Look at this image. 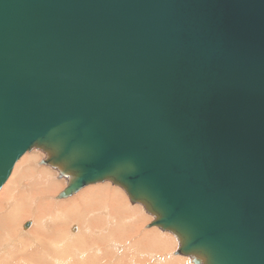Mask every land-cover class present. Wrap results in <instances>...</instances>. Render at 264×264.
I'll list each match as a JSON object with an SVG mask.
<instances>
[{"label": "water", "instance_id": "water-1", "mask_svg": "<svg viewBox=\"0 0 264 264\" xmlns=\"http://www.w3.org/2000/svg\"><path fill=\"white\" fill-rule=\"evenodd\" d=\"M35 143L264 264V0H0V187Z\"/></svg>", "mask_w": 264, "mask_h": 264}, {"label": "bare ground", "instance_id": "bare-ground-1", "mask_svg": "<svg viewBox=\"0 0 264 264\" xmlns=\"http://www.w3.org/2000/svg\"><path fill=\"white\" fill-rule=\"evenodd\" d=\"M55 155L35 143L1 185L0 264H167L174 252L196 258L199 252L180 250L177 231L156 223L159 214L144 216V207L157 212L117 177L74 187L76 172Z\"/></svg>", "mask_w": 264, "mask_h": 264}, {"label": "rangeland", "instance_id": "rangeland-1", "mask_svg": "<svg viewBox=\"0 0 264 264\" xmlns=\"http://www.w3.org/2000/svg\"><path fill=\"white\" fill-rule=\"evenodd\" d=\"M143 202H147L146 200H143ZM148 203V202H147ZM150 204V203H149ZM143 214H144V216L145 217H157V215H158V213H154V214H146V212H145V207H144V209H143ZM27 223V222H26ZM25 223V224H26ZM28 224V223H27ZM30 225H31V223H30ZM30 228V227H29ZM28 228V229H29ZM144 233V232H143ZM178 236H180V234H177ZM105 235H102V237H104ZM99 241H98V246L99 245H102V244H104V242L105 241H102L101 239H98ZM97 246V247H98ZM180 250H182V248H180ZM93 251V248L92 249H90V252H92ZM173 254H175L176 256H171V259L170 260H168V261H166V263L167 264H172V259H174V258H176L177 256H178V260H177V263L176 264H209V260H208V258H207V256L206 255H204V254H201V253H196V254H194V256H196V258H190V257H188V256H186V258L184 257V255H182V253H180V252H174ZM131 255L129 254V257H130ZM186 260H188V261H186ZM201 260V262H199ZM70 262V261H69Z\"/></svg>", "mask_w": 264, "mask_h": 264}, {"label": "crops", "instance_id": "crops-1", "mask_svg": "<svg viewBox=\"0 0 264 264\" xmlns=\"http://www.w3.org/2000/svg\"><path fill=\"white\" fill-rule=\"evenodd\" d=\"M199 262H201V260ZM161 263L163 264V261H161Z\"/></svg>", "mask_w": 264, "mask_h": 264}]
</instances>
